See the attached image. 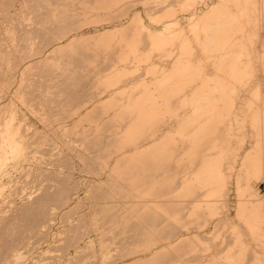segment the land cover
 <instances>
[{"label":"rangeland","instance_id":"rangeland-1","mask_svg":"<svg viewBox=\"0 0 264 264\" xmlns=\"http://www.w3.org/2000/svg\"><path fill=\"white\" fill-rule=\"evenodd\" d=\"M0 1V74L2 71V75H0V119L10 116L12 111H15L20 120L24 118L21 121L23 132H27L28 138L33 133L29 140L31 139L30 141L34 143L33 149L30 147L34 152L28 151L30 154L27 152L23 159L19 157L16 160L11 157L9 158L10 162L7 160L0 168V216L13 212L11 208L15 207L16 209L29 205L32 203L29 197L35 196L39 192L41 194L44 188L49 187L51 183H56L53 189L71 188L73 192V200L69 204L63 206L58 203L50 204L56 218L52 221L49 230L47 229L46 239L34 236L17 241L15 248L19 250L21 257L19 259L11 256L5 257L0 253V264H102L104 262L106 264H111L110 262L131 264L134 261L139 264H206L217 260L219 249L215 245L222 240L221 236L218 237L220 231L225 235L236 229L248 231L246 215L249 213V207L253 205L252 201L264 196V170L258 171L251 167V152L253 147H258L256 129L251 121V104L254 102V106H257L255 103L257 97L251 88L254 87L255 82L249 83L246 81L247 78L237 82L229 74L230 66L234 61L233 55L236 53V49L238 52L240 48L233 46L228 48L230 57L227 61L222 60L223 63L221 62L222 58L219 57V60H215L214 56H210L211 48L207 49L209 57L206 56L208 55L207 50H203L204 48L202 49L195 39L196 27L192 21L195 12L204 14L211 4L219 0H125L124 5L130 6V10L126 11L127 15L115 17L111 21L109 15H120L125 12L121 9L106 10L103 6L110 5L111 0H51L52 2H46L45 7L41 10L37 9L40 4L39 0ZM257 1H259L257 2L259 9L256 14L250 13V24H246L248 30H245L247 38L250 36L256 38L255 45L261 56L257 62L260 63L258 69L261 75L259 74V76L264 83V0ZM3 2L5 5L2 4ZM187 2L193 3L191 7L186 6ZM119 3L123 5L122 1ZM33 5L37 6L34 8L35 12L32 11L33 8L30 9L34 7ZM4 6L7 7L4 9ZM27 6L28 9H26ZM46 6L47 9H45ZM153 6L154 8L164 7L158 13L151 9L156 19L160 16L161 19L168 10L174 11L175 16L168 20H178L179 26H176V29L183 32L177 33L174 37L169 36L166 44L159 45L153 44L150 38L145 35L146 43L142 44L143 51L138 52L145 57L140 60L137 57L138 53L132 52L127 45L125 46L126 43H123L124 47L117 44L119 34L109 39L96 38L100 31L118 33L122 29L126 39L139 31L144 38L145 32L138 27L140 20L154 31L160 30L162 25L155 20L154 23L148 16L147 9ZM60 8L64 11L60 12ZM22 13L26 15L25 18L30 16V22L27 20L26 23L25 15ZM19 14L22 15L19 16ZM137 15L138 17L134 18ZM256 32L257 35L261 34L262 36H255ZM61 35L67 36L60 41L54 40ZM182 35L189 36L192 40L194 57L196 55L193 58L203 61L210 78L225 79L229 81L230 86L237 87L234 89L235 91L232 90L226 94V98L230 101L229 104L224 108L221 107L218 111L219 114L218 112L214 113V115L216 114L215 118L213 115L206 132V137L209 139L203 141L201 145L187 146L185 144L184 150L182 149L183 151L179 153L178 149L183 144L182 139L184 138L182 134L187 131L182 130V133L179 134L177 121L173 119L174 117L172 118V113L167 110L166 112L164 108L163 113L153 115L151 120L138 131V141L119 140L111 143L112 139L116 140V138L122 137L126 129L133 125L132 118L138 119L139 117L129 112L133 106L129 108L127 105L124 106V101L127 102L129 99L133 101L143 94H148L150 99H153L152 95L163 92L162 90L157 91L156 87L159 86L163 77L170 75V69L172 70L175 65H181L182 62L187 61L186 49L184 50L180 44ZM247 40L246 44L248 42L249 47L250 41ZM147 43L150 45L148 46ZM69 44L75 46L71 51L74 58L72 56V59L67 60L64 57L61 60L71 62L67 66L70 73H43L44 75L36 73L37 75H35V73L20 74L19 71L17 73L9 71L18 63L21 70L37 61L38 56L27 57L32 49L48 45L47 49L53 50ZM241 58L242 61H247V55H243ZM13 61L16 62V65L13 64ZM118 65L121 70H125V73H112ZM44 68L48 69V67ZM148 68L152 72H149ZM209 76L207 79L210 80ZM200 81L198 80L197 84L203 83V80ZM209 82L215 83L212 80ZM35 85L37 86L33 87ZM59 86L60 88H58ZM42 88L43 91H41ZM181 93L184 94L185 91ZM216 93L218 96L221 95L219 92ZM21 94H25L24 100L32 104L31 106L22 102ZM262 94L264 97V92ZM175 103L167 107H171L169 108L171 111L183 112L182 115L192 109L190 106L183 108ZM35 107L38 112L33 111L36 109ZM167 107L166 109H168ZM261 108L264 110V103H261ZM1 111L3 112L1 113ZM198 116L200 117L201 114L199 113ZM236 116L240 120L239 122L235 120ZM44 117L49 119L45 120ZM216 117L217 120H215ZM223 117H230L233 122L230 120L228 123ZM199 119L201 122L202 117ZM230 123H233V127L230 131L231 134L227 135L229 132L227 125ZM141 124L143 123L141 122ZM215 125L218 128L215 129ZM112 133L114 134L111 135ZM106 136L107 138L104 139L103 137ZM172 136L177 137V142L173 141L172 143V139H170ZM214 137H220V140L213 141ZM169 139L170 141H168ZM226 140H230V149L232 150L223 161L226 173L225 185L221 186V181L218 180L205 187L194 185L195 192H197L187 194L184 189L188 185L185 178L187 176L194 177L196 173L188 172L186 164L189 165L190 157L192 156V159L202 158L205 153V155H211L216 150L214 147ZM41 144L42 146H40ZM120 144L121 146H119ZM61 146L63 154L59 152ZM77 148L83 150V154L79 149L80 152H77ZM192 149L197 151L194 155L191 153ZM199 150L205 152L201 153ZM200 153L202 157L199 156ZM213 155L216 157L215 154ZM29 157L30 159H28ZM48 162L50 163L48 164ZM127 166H136V168L124 169ZM116 167L120 169L118 170ZM45 170L48 173L52 170L54 173L51 171V176H49L50 174L47 175ZM55 172L56 174L61 173V175H56ZM53 175L55 176L52 179ZM240 175L242 176L241 180H239ZM116 180H119L117 185L115 184ZM239 181H241V185H250L244 196H241L238 190ZM256 190L260 195H256ZM190 199H193L192 202ZM58 205L60 206L58 207ZM6 207L7 209H5ZM138 207L142 209L140 210ZM224 218H226L227 224L221 228L219 221ZM19 220L17 221L18 225L20 224L19 226L24 228V221L27 223L28 220L24 218ZM113 221L118 225H111ZM174 222L185 224L181 231L182 237L178 240L177 237L170 239L175 241L178 248H166L165 244L169 242V239H165V237L170 234ZM69 227L77 228L81 233H88L83 236V240L78 246H70L71 248L65 249L67 238L70 235L69 232H66ZM1 236L6 237V232H3ZM102 240L105 241L102 242ZM150 246L152 250L147 249ZM126 247L142 251L133 258H121L120 255ZM232 247L231 245L227 248ZM224 253H228V250ZM193 255L199 257L193 258Z\"/></svg>","mask_w":264,"mask_h":264},{"label":"bare ground","instance_id":"bare-ground-1","mask_svg":"<svg viewBox=\"0 0 264 264\" xmlns=\"http://www.w3.org/2000/svg\"><path fill=\"white\" fill-rule=\"evenodd\" d=\"M9 1V0H8ZM15 1V0H14ZM37 1V0H33ZM51 0H39L38 4L39 6L37 7L36 5H33L34 7H31L30 9L33 12L34 8L37 7V9L41 10L45 7L46 2H50ZM123 2V5L119 2ZM196 1V0H195ZM1 2V1H0ZM25 2V1H23ZM22 2V3H23ZM52 2V1H51ZM103 2V1H102ZM257 0H219L218 2H214L213 4H209V8L204 14H199L198 12H195L192 16V21L193 25L196 27L195 30V39L198 42V44L201 45L203 50H207L208 48H211L209 52H211L210 56H214V59H218L219 57L222 58L223 61H227L230 57V52L228 51V48L230 47H236L240 48V51L236 49V53L233 55L234 61L232 65L230 66V75L234 78L235 81H244L247 78L246 81L249 83L255 82L254 87H251L252 90L255 91V95L257 97V101L255 102L257 106H254V102L251 104V121L253 127L256 129V135H257V148L253 147L252 154H251V167L255 168L256 170L260 171L261 169L264 170V110L261 108V103H264V97L262 92H264V83L261 81L262 78L259 76L261 73L259 72L258 67L260 66L259 58L260 52L257 51L255 42L256 38L251 37L247 38L246 37V24H250L249 20V15L251 12H254L256 14V11L259 9L257 5ZM21 3V5H22ZM30 3V2H29ZM36 3V2H35ZM61 3V2H60ZM100 3V2H99ZM109 3V2H108ZM112 3V4H111ZM119 3V4H118ZM126 2L125 0H111L110 5L103 6L106 10H119L121 9L122 11H125L124 13H120V15H109V20H114L115 17L127 15L126 11L130 10V6L124 5ZM188 3V2H187ZM190 3V2H189ZM186 5L187 7H191L193 4ZM207 3V2H206ZM3 5L4 2L2 3ZM25 4V3H24ZM32 4V3H31ZM67 4V3H66ZM51 5V4H50ZM54 5V3H53ZM58 5V4H57ZM129 5V4H128ZM30 6V5H29ZM166 6V5H165ZM185 6V5H184ZM7 6H4V9ZM25 7V5H24ZM100 7H102L100 5ZM157 7V6H156ZM167 7V6H166ZM97 8V7H96ZM150 8V7H149ZM147 9L148 11V16L151 19V21L155 20L159 22L162 27L158 31H154L151 27L147 26L143 21H139L138 27L145 32L144 38L142 33L139 31L137 34L133 35L132 37L129 36V38L126 39V35L123 33V29L120 30L118 33L114 32H101L100 34L97 35L96 38L98 39H109L112 38L113 36L116 37V34H119L117 41L120 45V47L123 45V43H126L125 46L127 45L129 49L132 50V52L138 53L143 49L142 44L146 43L144 40L147 35L150 40L152 41L153 44L159 45L162 43L167 42V38L169 36H176L177 33L183 32L182 30L176 29V26H179V21L178 20H168V18H173L175 16L174 11L168 10L165 15L160 19L155 18L154 11L159 12L160 8L159 6L157 8H154V6L150 9ZM185 8V7H184ZM3 9V10H4ZM22 9V8H21ZM28 9V6L27 8ZM30 9L28 10L29 13L31 12ZM47 9V6L46 8ZM36 10V9H35ZM89 10V9H88ZM160 10V11H161ZM22 11V10H21ZM27 11V10H25ZM27 11V13H28ZM54 11V8H53ZM60 12H63L62 8L59 9ZM166 11V10H165ZM260 11V10H259ZM23 12V11H22ZM110 12V11H109ZM40 13V12H39ZM42 13V12H41ZM113 13V12H112ZM23 14V13H22ZM22 14H19L22 15ZM108 14V13H107ZM133 14V13H132ZM25 15V14H23ZM42 15V14H41ZM44 15V14H43ZM157 15V14H156ZM260 15V14H259ZM258 15V16H259ZM33 16V15H32ZM256 16V15H255ZM255 16H253L255 18ZM26 15L24 16V18ZM30 16H27L25 18V21L27 23V20H31L29 18ZM65 17V16H64ZM106 17V16H105ZM138 17L134 16V18ZM107 18V17H106ZM114 18V19H113ZM133 18V17H132ZM37 19V18H36ZM253 19V18H252ZM260 19V17H259ZM257 19V20H259ZM33 20V19H32ZM39 21V20H38ZM48 21V20H47ZM64 21V20H63ZM67 21V20H66ZM154 21V23H155ZM255 21V20H254ZM61 22V21H60ZM100 22V21H99ZM253 22V21H252ZM260 22V21H259ZM37 24V23H36ZM54 24V22H53ZM68 24V23H67ZM70 24V23H69ZM68 24V25H69ZM253 24V23H252ZM40 25V24H39ZM258 25V23H257ZM260 25V23H259ZM62 26V25H61ZM66 26V25H65ZM248 26V25H247ZM252 26V25H251ZM34 27V26H33ZM44 27V26H43ZM75 27V26H74ZM101 27V26H100ZM246 27V28H245ZM259 27V26H258ZM261 27V26H260ZM63 28V27H62ZM67 28V26H66ZM250 28V27H249ZM254 28V25H253ZM23 29V27H22ZM75 29V28H74ZM69 30V29H68ZM248 30V29H247ZM24 31V30H23ZM63 31V30H62ZM71 31V30H69ZM77 31V30H76ZM137 31V30H136ZM254 31V29H253ZM260 31V29H259ZM258 31V32H259ZM66 32H68L66 30ZM61 33V32H60ZM180 33V34H181ZM261 33V32H259ZM258 33V34H259ZM15 34V33H14ZM19 34V33H18ZM65 34V33H64ZM67 34V33H66ZM250 34V33H249ZM56 35V34H55ZM255 36H260L257 35V32L254 33ZM20 36V34H19ZM57 36V35H56ZM67 35H61L58 38L54 39L55 41H60L61 39L65 38ZM262 36V35H261ZM23 37V36H22ZM55 37V36H54ZM53 37V38H54ZM264 37V36H263ZM17 38V37H16ZM259 38V37H258ZM257 38V39H258ZM13 39V38H12ZM46 39V38H45ZM180 44L183 49H186V52L188 54V59L184 63L182 62L181 65L177 64L175 65L174 69H170L168 76L163 77L160 84H158L156 87V90H162L163 92L159 94L152 95L153 99H150V95L148 94H143L141 96H138L137 99H129L127 102L124 101V106L127 105L128 108L130 106H133V109L129 110L131 114H136L140 117L138 119L132 118L133 125H130L128 129H126L124 135L120 138H115L112 139V142H117L124 140V142H135L138 141V131L148 122L151 120L152 116H156L160 113L164 112L167 110L168 112L172 113V118L177 121L178 124V133H182V130H186L187 133L182 134V143L181 146H179V153L180 151L184 150V145L187 144L190 146H196V145H201L203 141H206L209 139L206 137V132L207 129H209L210 122L213 119V115L215 112L220 111V108H224L229 104V100L226 98V94L229 93L230 91H235L237 87H232L229 84L228 80H221L218 77H213L210 78L208 72H206V66H204V63L202 60H194V52L192 50V40L190 37L182 35L180 36ZM250 41V45L248 47V42L246 44V40ZM48 40V37H47ZM247 40V41H248ZM260 40V38H259ZM261 41V40H260ZM52 42V41H51ZM174 42V41H173ZM48 43V42H47ZM58 43V42H57ZM148 44V43H147ZM146 44V45H147ZM42 45V44H41ZM40 45V46H41ZM50 45V42H49ZM150 44H148L149 46ZM171 45V44H170ZM18 46V45H17ZM39 46V45H38ZM39 46V47H40ZM37 47V46H36ZM75 46L73 44H69L66 46H59L57 48H54L53 50L47 49L48 45L43 46L39 49H32L29 55L27 56L28 58H33V57H39V59L32 64L26 66L24 69H19V63L16 65V62H12L15 67H12L11 70L9 71H14V72H20V74H28V73H48V74H66L70 73L68 65L71 64L70 61H62L61 59L66 57L68 59H72V56L74 58V54L71 53L72 49ZM124 47V45L122 46ZM144 47H146L144 45ZM194 47V46H193ZM123 49V48H119ZM147 49V48H146ZM169 49V48H168ZM3 51V50H1ZM19 51V50H18ZM75 51V50H74ZM143 51V50H142ZM141 51V52H142ZM148 51V50H147ZM169 51V50H168ZM233 51V49H232ZM11 52V51H10ZM125 52V51H124ZM150 52V51H149ZM183 52V51H182ZM181 52V53H182ZM206 52V51H204ZM207 50V54L209 53ZM75 53V52H74ZM80 53V52H79ZM121 53V52H120ZM13 54V53H12ZM15 54V52H14ZM13 54V56H14ZM81 54V53H80ZM122 54V53H121ZM154 54V53H153ZM9 55V54H8ZM27 55V53H26ZM83 55V54H82ZM247 55V61H242V56ZM16 56V54H15ZM123 56V55H122ZM184 56V54H183ZM209 57V54L206 55ZM232 56V54H231ZM26 57V56H25ZM26 57V58H27ZM76 57V56H75ZM121 57V56H120ZM138 59L145 57L143 54L138 53L137 55ZM152 57V56H151ZM194 57V58H193ZM5 58V57H4ZM8 58V57H7ZM12 58V57H11ZM65 58V59H66ZM80 58V57H78ZM147 58V57H146ZM204 58V57H202ZM17 59V58H16ZM153 59V57H152ZM209 59V58H208ZM246 59V58H245ZM13 60V59H12ZM121 60V59H120ZM137 60V59H136ZM204 60V59H203ZM207 61V57L205 58ZM212 60V59H211ZM244 60V59H243ZM8 61V60H7ZM145 61V60H144ZM213 61V60H212ZM122 62V61H121ZM143 62V61H142ZM215 62V61H214ZM220 62V63H221ZM151 63V62H150ZM179 63V61H178ZM223 63V62H222ZM221 63V64H222ZM8 64V63H7ZM149 64V63H148ZM219 64V63H218ZM123 66V64H120ZM120 65H118L112 73H121L124 72L125 70L120 69ZM147 65V64H146ZM206 65V64H205ZM259 65V66H258ZM264 65V61H263ZM4 66V65H3ZM173 66V65H172ZM221 66V65H220ZM21 67V68H22ZM39 67H43L42 69H38ZM44 67H48V69H45ZM79 67V66H78ZM125 67V66H124ZM133 67V66H132ZM148 67V66H147ZM206 67V68H205ZM228 67V66H227ZM5 68V67H4ZM3 68V69H4ZM134 68V67H133ZM137 68V67H136ZM1 69V66H0ZM125 69V68H124ZM128 69V68H127ZM131 67L129 68V70ZM76 70V69H75ZM82 70V69H81ZM149 72H152L148 68ZM261 70V69H260ZM5 71V70H3ZM8 72V70H7ZM154 72V71H153ZM168 72V71H167ZM262 72V71H261ZM163 73V72H162ZM228 73V72H227ZM4 74V73H3ZM122 74V73H121ZM2 75V71L1 74ZM116 75V74H115ZM186 75V76H184ZM190 75V76H188ZM228 75V74H227ZM207 76H209L210 80L212 82L214 81L215 83L212 85L207 79ZM226 76V75H225ZM50 77V76H49ZM67 77V76H66ZM221 77V76H220ZM51 78V77H50ZM226 78V77H225ZM229 78V77H228ZM227 78V79H228ZM122 79V78H121ZM198 80H201L200 82L203 83L197 84ZM208 80V84L207 83ZM118 83V82H117ZM155 83V82H154ZM233 83V82H232ZM55 84V83H54ZM62 84V83H61ZM71 84V83H70ZM197 84V85H196ZM247 84V83H246ZM22 85V84H21ZM28 85V84H27ZM38 85V84H37ZM37 85L33 86L36 87ZM50 85V84H49ZM64 85V83L62 84ZM244 85V84H243ZM24 86V85H23ZM51 86V85H50ZM72 86V85H71ZM150 86V85H149ZM55 87V86H54ZM66 87V86H65ZM241 87V86H240ZM60 88V86L58 87ZM23 89V88H22ZM68 89V88H67ZM3 91V90H2ZM43 91V88L42 90ZM53 91V90H52ZM155 91V90H154ZM166 91V92H164ZM170 91V92H169ZM185 93H181L184 92ZM20 92V91H19ZM56 92V91H55ZM59 92V91H58ZM169 92V93H168ZM216 92L221 93L219 96L217 95ZM54 94V92H53ZM56 94V93H55ZM151 94V93H149ZM40 95V94H39ZM45 95V93H44ZM58 95V93H57ZM6 96V95H5ZM34 96V95H33ZM51 96V95H50ZM4 97V96H3ZM18 97V96H17ZM25 94H21L20 99H22V102L24 104H27L31 106L32 104L26 102L24 100ZM27 98V97H26ZM132 98V96H131ZM182 99V100H181ZM180 101V102H179ZM179 102L178 105L180 107H189L192 108L190 111L188 110L184 115L180 112H175L174 110L171 111V107H167L172 105L173 103ZM38 103V102H37ZM175 103V104H176ZM13 104V102H12ZM21 104V103H20ZM42 104V103H41ZM123 104V103H122ZM35 105V104H34ZM46 105V104H45ZM174 105V104H173ZM11 106V105H10ZM13 106V105H12ZM20 106V105H19ZM18 106V107H19ZM123 106V105H122ZM7 107V106H6ZM15 107V106H14ZM166 107L168 109H166ZM173 107V106H172ZM20 108V107H19ZM36 108V107H35ZM5 109V108H4ZM11 109V108H10ZM37 109V108H36ZM32 109L34 112H38V109ZM187 110V109H186ZM185 110V111H186ZM222 110V109H221ZM5 111V110H4ZM12 111V109H11ZM10 111V112H11ZM28 111V110H27ZM166 111V112H167ZM3 111H1L2 113ZM9 112V111H8ZM40 112V110H39ZM127 112V111H126ZM30 113V112H29ZM191 113V114H190ZM201 114L199 117L198 114ZM222 113V112H221ZM237 113V112H236ZM6 114V113H5ZM43 114V113H42ZM219 114V112H218ZM21 115V114H20ZM125 115V114H124ZM169 115V116H170ZM216 115V114H215ZM214 115V118H215ZM239 115V114H238ZM41 116V115H40ZM134 116V115H133ZM225 116V115H224ZM50 117V116H49ZM201 122L199 121L201 118ZM219 117V116H218ZM1 118V117H0ZM224 118V117H223ZM222 118V120H223ZM24 119V118H23ZM22 119V120H23ZM29 119V118H28ZM45 120H48L49 118L44 117ZM130 119V118H128ZM170 119V118H169ZM199 119V120H198ZM221 119V117H220ZM17 113L15 111H12V114L10 116L2 117L0 119V168L5 164L9 158H19L21 157L23 159V156L25 157L27 152L31 151L32 145H34L33 142H31L28 138V134L24 133L22 130V125L21 121ZM27 120V119H26ZM217 120V117L216 119ZM224 120H227L228 123L230 120H232L230 117H225ZM223 120V121H224ZM237 122L238 120L237 116L235 118ZM131 121V119H130ZM139 121V122H138ZM143 124H141V122ZM204 123H203V122ZM221 121V120H220ZM157 122V121H156ZM171 122V121H170ZM199 122V123H198ZM214 122V120H213ZM233 122V120L231 121ZM159 124V123H158ZM24 126V125H23ZM50 126H52L50 124ZM126 126V124H125ZM26 127V126H25ZM75 127V126H74ZM94 127V126H93ZM98 127V126H97ZM107 127V126H106ZM110 127V126H109ZM121 127V126H120ZM124 127V126H123ZM229 132L227 135H230V131L233 127V123H230L227 125ZM91 128V127H90ZM111 128V127H110ZM113 128V127H112ZM218 128L217 125H215V129ZM148 129V128H147ZM27 130V129H26ZM103 130V129H102ZM121 130V129H120ZM158 131V129H157ZM34 132V131H33ZM95 132V129H94ZM144 132V131H143ZM38 131L36 132V134ZM102 133V132H101ZM151 133V132H150ZM156 133V132H155ZM112 133L111 135H113ZM118 134V133H117ZM154 135V134H153ZM66 136V135H65ZM68 136V135H67ZM90 136V135H89ZM150 136V135H149ZM109 137V135H108ZM111 137V136H110ZM140 137V136H139ZM104 139L107 138L103 137ZM146 138V137H145ZM148 138V137H147ZM146 138V139H147ZM170 138V137H167ZM33 139V138H32ZM172 143L173 141L177 142V137L172 136ZM170 139L168 141H170ZM166 140V139H165ZM219 141L220 137H214L213 141ZM167 141V140H166ZM181 141V140H180ZM179 141V142H180ZM209 141V140H208ZM175 142V143H176ZM178 144L180 145V143ZM222 142V141H221ZM55 143V142H54ZM63 143V142H62ZM105 143V142H104ZM120 143V142H119ZM140 143V142H139ZM205 143V142H204ZM65 144V143H63ZM39 145V144H38ZM53 145V144H52ZM62 145V144H61ZM68 145V144H67ZM97 145V144H96ZM113 145V144H111ZM126 145V144H125ZM168 145V144H167ZM42 146V144L40 145ZM55 146V144H54ZM65 146V145H64ZM118 146V145H116ZM121 146V144L119 145ZM31 147V148H30ZM57 147V146H56ZM104 147V145H103ZM30 148V149H29ZM36 148V147H34ZM119 148V147H118ZM121 148V147H120ZM166 148V147H165ZM186 148V146H185ZM191 148V147H190ZM215 152L211 153V155H205L203 154V157L201 153L205 152L203 150L199 154L200 157L202 158H193L192 156L190 157L191 159L189 160V165L186 164L188 172L193 171L196 172L194 177H186L185 182L186 188L185 192L187 194H192L195 192V186L198 185L200 187H205L210 184H213L216 180L221 181L220 185L224 186L225 185V178H226V173H225V168L223 165V161L226 158L227 154L232 150L230 149V140H226V142L220 143L218 146L216 145ZM29 149V150H28ZM33 149V148H32ZM57 149V148H56ZM77 148V152L81 149ZM183 149V150H182ZM36 150V149H35ZM44 150V149H43ZM59 150V148H58ZM62 146L59 152H62ZM73 150V149H72ZM75 150V149H74ZM89 150V149H88ZM102 150V149H101ZM160 150V149H159ZM50 151V149H49ZM57 151V150H56ZM76 151V150H75ZM79 151V152H80ZM83 151V150H82ZM81 151V153H82ZM90 151V150H89ZM104 151V150H103ZM163 151V150H162ZM170 151V150H169ZM172 151V150H171ZM28 152V153H29ZM34 152V151H31ZM36 152H38L36 150ZM58 152V151H57ZM94 152V151H93ZM165 152V151H164ZM186 152V151H185ZM197 151H194L192 149L191 153L194 155ZM46 153V152H45ZM48 153V152H47ZM66 153V152H64ZM161 153V152H160ZM182 153V152H181ZM30 154V153H29ZM41 154V153H40ZM63 154V152H62ZM83 154V153H82ZM93 154V153H92ZM190 154V155H192ZM215 154L216 157L213 155ZM32 155V154H31ZM164 155V154H163ZM43 156V155H42ZM48 156V155H47ZM52 156V155H51ZM50 156V158H51ZM82 156V155H81ZM84 156V155H83ZM181 156V155H180ZM179 156V157H180ZM212 156V157H209ZM214 156V157H213ZM92 157V156H91ZM250 157V156H249ZM172 158V156H171ZM27 159V158H25ZM30 159V157L28 158ZM49 159V158H48ZM174 159V158H173ZM189 159V157H188ZM17 160V159H16ZM19 160V159H18ZM44 160V159H43ZM50 160V159H49ZM54 160V159H53ZM172 160V159H171ZM185 160V159H184ZM13 161V160H12ZM21 161V160H20ZM51 161V160H50ZM95 161V160H94ZM93 161V162H94ZM174 161V160H173ZM181 161V159H180ZM10 162V160L8 161ZM55 162V161H54ZM96 162V161H95ZM16 163V162H15ZM50 162H48L49 164ZM56 163V162H55ZM99 163V162H97ZM12 164V163H10ZM14 164V163H13ZM47 164V163H46ZM127 164V163H126ZM162 164V163H161ZM8 165V164H7ZM15 165V164H14ZM19 166V164H16V166ZM54 165V164H53ZM56 165V164H55ZM93 165V164H92ZM99 165V164H98ZM125 166V165H124ZM172 166V165H171ZM175 166V165H174ZM9 167V166H6ZM21 167V165L19 166ZM57 167V166H55ZM99 167V166H98ZM120 167V166H119ZM5 168V167H4ZM118 170L120 168L116 167ZM136 168V166L130 167L127 166L124 169H132ZM155 168V166H154ZM248 168V167H247ZM8 169V168H7ZM17 169V167H16ZM123 169V171H124ZM165 169V168H164ZM163 169V170H164ZM173 169V168H172ZM3 170V169H2ZM37 170V169H36ZM48 170V169H47ZM100 170V169H99ZM162 170V171H163ZM46 171V170H45ZM52 171V170H51ZM50 171V172H51ZM58 171V170H57ZM117 171V170H116ZM128 171V170H127ZM250 171V170H249ZM1 172V171H0ZM34 172V171H33ZM41 172V171H40ZM47 175L50 174L48 171H46ZM53 172V171H52ZM111 172V171H110ZM119 172V171H118ZM146 172V171H145ZM54 173V172H53ZM40 174V173H39ZM44 174V173H43ZM44 174V175H46ZM56 174V172H55ZM194 174V173H193ZM56 175H61V173H57ZM243 175V174H242ZM246 175V174H245ZM51 176V174L49 175ZM55 175H53L52 179L54 178ZM130 176V175H129ZM249 176V175H248ZM58 177V176H57ZM150 177V176H149ZM242 176H239V180H241ZM37 179V178H36ZM119 179V178H118ZM136 179V178H135ZM247 179V178H245ZM110 181V180H109ZM156 181V180H155ZM159 181V180H158ZM113 182V181H112ZM244 182V181H242ZM36 183V181H35ZM58 183V182H57ZM119 183V180L115 181V184L117 185ZM128 183V182H127ZM132 183V182H131ZM147 183V182H146ZM161 183V182H160ZM240 185L238 187V190L240 192L241 196H244L245 192L249 190L250 185L249 184H243L241 185V181L238 182ZM164 184V183H163ZM166 184V183H165ZM49 185V183H48ZM55 184H50L49 187L46 189L44 188L43 192L37 193L35 196L29 197L30 202L29 205H26L24 207H18L15 209L11 208L10 214L5 213L6 215H1L0 216V253L2 256L8 257H14L16 259H19L21 257V253H19L16 248H15V243L17 241H22L26 237H34L37 236L39 239L47 238V229L51 226L52 221L55 220V212L52 211V208L50 207V204L58 203L61 206L69 204L73 200V192L71 188H66V189H53V186ZM58 185V184H57ZM128 186V185H127ZM26 187V186H25ZM24 188V187H23ZM28 188V187H27ZM41 188V187H40ZM118 188V187H117ZM107 189V188H106ZM183 190V189H182ZM41 191V190H40ZM129 191V190H128ZM133 191V190H132ZM26 192V191H25ZM35 192V191H34ZM131 192V191H130ZM184 192V193H185ZM197 192V191H196ZM195 192V193H196ZM22 193V192H21ZM256 195H260L257 190L255 191ZM18 194V193H17ZM128 194V192H127ZM28 195V194H27ZM102 195V194H101ZM94 197V196H92ZM107 197V196H106ZM116 197V196H115ZM189 197V196H188ZM135 198V197H134ZM118 199V198H117ZM137 199V198H136ZM100 200V199H99ZM189 200V199H188ZM193 199H190V202H192ZM28 201V199H27ZM115 201V200H114ZM119 201V200H118ZM170 201V200H169ZM29 202V201H28ZM108 202V201H107ZM113 202V201H111ZM141 202V201H140ZM153 202V201H152ZM155 202V201H154ZM160 202V201H159ZM115 203V202H114ZM117 203V202H116ZM255 203V204H254ZM264 196L259 197L257 200L252 201V206L249 207V213L246 215V224L248 226V231H243L241 229H236L235 231H232V233L225 235L220 231L218 233V237L221 236L222 240L217 242L215 247L219 249V253L217 256V260L215 262H208L206 264H264ZM26 204V203H25ZM23 205V204H22ZM58 205V207L60 206ZM111 205V204H110ZM16 206V204H15ZM143 207V206H141ZM141 207L140 210L142 209ZM9 208V207H8ZM54 208V207H53ZM56 208V207H55ZM104 208V207H103ZM208 208V207H207ZM7 209V207L5 208ZM147 209V208H146ZM156 209V208H155ZM119 210V209H118ZM116 211V210H115ZM130 213V212H129ZM8 214V215H7ZM98 215V214H96ZM100 215V214H99ZM133 217V216H132ZM22 218L28 220V222L23 225L24 228H21L18 223L20 222L19 219L22 220ZM86 218V217H85ZM136 218V217H135ZM145 219V218H144ZM19 220V222H17ZM117 220V219H116ZM118 221V220H117ZM21 223V222H20ZM82 223V222H80ZM149 223V222H148ZM99 224V223H98ZM172 224V223H171ZM226 218L224 220L219 221V226L221 228L225 227ZM111 225H118L117 222H114ZM185 224H181L179 222H174L173 229L170 231V234H168V237H165V239H169V242L165 244V247H169L171 249L173 248H178V245L174 243L175 241H171L173 237H177L180 239L182 237L181 231L182 227ZM22 226V225H21ZM22 226V227H23ZM123 226V225H122ZM128 226V225H127ZM72 227V226H71ZM91 227V226H90ZM146 227V226H145ZM129 228V227H128ZM88 229V228H86ZM107 229V228H106ZM137 229V228H136ZM49 230V229H48ZM111 231V230H110ZM6 232V237H2V233ZM51 232V231H50ZM65 232V231H64ZM66 232H69L70 235L67 238V245L65 249H69L70 246H78L83 240V236L86 235L88 232L81 233L77 228H70L67 229ZM125 232V231H123ZM115 233V232H114ZM145 233V232H144ZM159 233V231H158ZM4 235V234H3ZM51 235V234H50ZM130 236V235H129ZM105 237V236H104ZM156 237V235H155ZM49 238V237H48ZM114 238V237H113ZM116 238V237H115ZM109 239V238H108ZM175 239V240H176ZM115 240V239H114ZM40 241V240H39ZM43 241V240H42ZM48 241V240H47ZM105 240H102L104 242ZM130 241V240H129ZM161 241V240H159ZM115 244V243H114ZM134 244V243H133ZM129 245V244H128ZM131 245V244H130ZM147 245V244H146ZM233 246L232 248L228 249L227 247ZM71 248V247H70ZM106 248V247H105ZM109 248V247H108ZM121 248V247H120ZM148 250H152V247H147ZM107 250V248H106ZM228 253H224L227 252ZM110 251V250H109ZM114 251V250H113ZM141 249H134V248H125L123 253H121L120 257L125 258L127 257L128 259L133 258L136 256ZM17 252V253H16ZM111 253V252H110ZM224 253V254H223ZM108 254V253H107ZM82 256V255H81ZM111 256V255H110ZM198 255H193V258H198ZM115 259V258H114ZM137 260V259H136ZM111 264H114L110 262ZM10 264V263H9ZM92 264V263H91ZM94 264V263H93ZM102 264H106L105 262ZM109 264V263H108ZM122 264V263H121ZM131 264H139L137 261L132 262ZM163 264V263H162Z\"/></svg>","mask_w":264,"mask_h":264}]
</instances>
